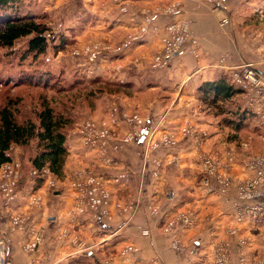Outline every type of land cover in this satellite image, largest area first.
<instances>
[{
    "label": "crops",
    "instance_id": "0c3cea01",
    "mask_svg": "<svg viewBox=\"0 0 264 264\" xmlns=\"http://www.w3.org/2000/svg\"><path fill=\"white\" fill-rule=\"evenodd\" d=\"M126 1L139 13L142 6L177 5L176 13L158 12L154 22L161 34L168 33L164 28L167 22L177 19L189 22L191 35L196 37L197 43L194 46L187 43L164 68L178 67V73L186 71L185 74L191 75L180 78L179 81H183L180 92L156 99L154 115L142 128L141 136L129 145L121 149L115 147L117 139L129 130L124 115L131 112L122 109L123 106L112 112L116 123L111 121L112 114L106 118L110 117L109 126H119L120 133L105 149H87L76 137L78 135H74L63 173L57 176L60 187L51 190L46 183L39 182L41 206L27 210V201L21 194L9 210L0 212V232L10 237V258L14 264H238L241 254H245L246 264H257L264 258V219L247 215L243 221H237L236 211L242 205L264 204V162L251 166L254 159L264 157V110L258 109L264 100L253 96L255 103L252 105L250 95L232 77L241 91L233 97L238 103L231 108L246 110L249 117L238 130L226 126L231 134L229 139L223 140L214 136L203 122L199 123L203 111L189 89L193 86L194 90L206 79H216L222 72L233 76L234 71L242 70L248 56L247 48L243 39L238 40V33L231 25L232 8H221L218 5L221 3L214 0ZM121 15L117 19L125 17ZM224 18L228 22L219 23V19L222 22ZM157 32L145 35L134 47L154 49L160 46ZM255 69L264 75L263 66L258 64ZM187 128L194 134L185 135ZM149 133L152 139L160 138L161 133L176 139L172 149L163 151L161 174L157 179L154 178V165L145 167L142 156L144 140ZM195 134L203 135V140L199 141ZM245 142L248 147L244 146ZM152 152L154 156L156 151ZM201 152L223 163L229 153L233 154L228 171L231 186L226 193L209 192L203 185ZM104 157L111 161L107 162ZM85 168L100 177L111 190L115 203L110 205L109 217H103L100 211L87 210L82 215L75 211L80 204V194L70 180L75 181L77 172ZM244 180H259L250 198H242L238 193L237 186ZM169 191L174 192L172 197L168 196ZM27 193L25 190L24 194ZM129 202H134V211L125 210ZM189 210L195 212L193 222L183 224L179 221L175 230L166 229L174 216ZM13 212L32 214L35 221L16 226L11 222ZM31 228L39 230L43 238L39 247L32 251L23 247ZM75 235L81 240L78 245L72 239ZM127 246L132 248L127 251Z\"/></svg>",
    "mask_w": 264,
    "mask_h": 264
},
{
    "label": "rangeland",
    "instance_id": "374dc122",
    "mask_svg": "<svg viewBox=\"0 0 264 264\" xmlns=\"http://www.w3.org/2000/svg\"><path fill=\"white\" fill-rule=\"evenodd\" d=\"M214 1L220 2L221 4L218 5L226 10L232 8L231 25L238 33V40L243 39L245 49L247 48L248 56L241 66L242 71L248 67L255 69L258 64L264 68V0ZM20 4L21 12L27 11L29 14L41 16V20L46 22L50 28L46 32L49 45L44 53L28 54L27 44L31 37L28 36L18 39L10 48L0 47V107L9 104L16 108V116L20 121H37V112L44 103H49L56 112L63 114L71 124L74 123L68 130L66 140L68 155L74 135H78L76 137L85 148L100 149L99 143L94 147L87 146L84 137L78 132V126L87 120L94 121L100 128H106L104 129L107 132L106 145L116 140L120 133L117 130L119 126H109L110 117L107 120L106 118L112 112H117L121 106L131 113L124 115V122L127 123L129 130L117 139V144L122 142L123 146L129 145L139 137L138 132L154 115L156 99L165 94L180 92L183 88L181 86L183 81H179L180 78L191 75L185 74L186 71H183V74L178 73L177 66V68L174 66L170 69L164 68L175 57L160 67L152 65L154 56L163 47V39L170 34L168 26L173 22L185 24L190 40H197L191 35L189 22L186 20L177 19L165 23L167 34H161L159 31L160 28L155 24L154 17L158 12L166 15L174 14L166 11L169 6L178 9L176 4H167V7L162 4L159 7L156 4L158 6L155 5V8L142 6L139 8L140 13L134 6L132 10L126 0H22ZM214 8L218 10V7ZM146 9L150 11L147 12ZM121 13L125 17L117 19L122 17ZM220 19L219 23H222ZM143 27H146V30L143 31ZM151 32H157L160 46H155L154 49L151 46L134 47ZM121 46V51L116 52ZM229 76L233 77L231 74ZM199 85L194 90H192L193 86L189 88L195 94V100L203 111L199 123L203 122L207 125L211 132H214V136H219L223 140L229 139L231 131L229 133V129L226 128L224 116L228 117L227 110L238 103L237 98L233 99L229 107L225 105L224 115L216 114L217 109L208 108V103L198 97ZM189 89L188 93H190ZM134 115H137V119L132 122L130 119ZM115 118L112 114L113 123H116ZM161 134L163 137L166 136ZM161 136L153 140L149 133L144 140L142 153L144 166L154 165L156 179L161 174L159 169L163 151L176 144V142L172 145L161 143L163 139ZM37 150V139H32L26 145L13 144L10 149L12 159L21 162L17 197L23 194L22 199L27 201V210L32 207L33 193L39 195L37 181L46 183L51 190H57L61 183L53 173L33 172L30 160ZM153 150L156 151L154 156ZM158 151L161 156L158 155ZM173 155L172 157H175V154ZM176 162L178 163V160ZM88 169L77 172L75 181L70 180L71 185L73 184V187L80 192H78L80 204H77L78 208L75 211L79 213L78 215H82L87 210L100 211L103 217H109L110 205L115 201L110 188L100 177L97 176V179L102 181L103 188L108 191V201L97 208H91L82 196L78 183L83 181L86 173L81 176L79 173ZM25 190L28 191L27 195L24 194ZM16 199L9 204V208ZM41 203L38 206H41ZM0 204H2L1 196ZM132 205L133 202H129L125 210L134 211ZM67 231L63 233L67 234ZM2 235L3 232H0V236ZM72 239L77 245L81 242L77 235ZM127 248L129 251L132 247L127 246L125 249Z\"/></svg>",
    "mask_w": 264,
    "mask_h": 264
},
{
    "label": "built area",
    "instance_id": "2783aa9c",
    "mask_svg": "<svg viewBox=\"0 0 264 264\" xmlns=\"http://www.w3.org/2000/svg\"><path fill=\"white\" fill-rule=\"evenodd\" d=\"M125 7H123L124 9ZM147 12L150 9H146ZM177 10L174 6H169L166 12L175 13ZM228 22L227 18L222 19V23L226 24ZM182 23H172L168 26L170 29V34L163 39L162 49L154 56L152 65L153 67H160L168 62H170L174 57H176L183 49L186 44L190 41L193 44L197 43V40H190L188 34L187 26ZM142 30H146V27H143ZM139 37V36H137ZM122 46L116 50L120 52ZM96 55L95 53H93ZM234 81L244 89L251 97L250 103L253 105L255 103L253 96H258L260 100H264V76L258 73L253 67L245 68L244 71L236 70L233 73ZM261 105L258 109L264 110V101H261ZM137 119V115H134L130 120L132 122ZM106 128H100L92 120H87L78 126V132L84 137L87 146L94 147L96 143L100 144V149H105L107 142V132L104 130ZM143 129L138 133L141 135ZM109 133V130H108ZM185 135L194 134L190 128L184 130ZM194 137L202 141L204 136L195 134ZM160 141L165 144H174L176 139L173 135L166 134L162 137ZM244 146H247L248 143H243ZM158 145V144H157ZM123 143L120 142L116 145V148H121ZM11 149V148H10ZM104 151V150H103ZM10 154V150L8 151ZM200 159L204 164V171L202 177V183L209 192L219 191L221 193H226L231 186V178L228 175L229 168L234 159L233 154L229 153L227 156L226 162H220L217 158L210 156L206 152H201L199 154ZM105 160L111 161L108 157H104ZM176 161V160H175ZM264 162V157L254 159L251 166L260 165ZM21 162L11 159V161L4 163L0 166V196L2 199V204H0V212L2 210L6 211L10 206L9 204L13 202L17 195L18 183L21 178L20 168ZM35 174L38 173V170L33 171ZM39 173H51L49 169L45 168ZM85 175V178L82 179V182L78 183V186L81 189L82 196L86 200L88 207L97 208L101 204H105L108 200L109 194L102 186V181L97 179V175L91 170H84L82 173H79V176ZM259 182V180H244L239 182L237 189L240 197L250 198L252 197V188ZM174 192L171 191L169 196H173ZM41 196L36 193H33L32 196V207L38 206L41 203ZM134 205V202H133ZM132 205V207H133ZM247 215H250L251 218L255 219H264V204L261 205H242L237 208L236 211V220L243 221ZM195 218V212L189 210L186 213H180L175 216L167 224V230H175L177 228V223L181 221L183 224H189ZM34 218L32 214H27L24 212H15L11 214V222L16 226H24L27 222L34 223ZM234 232V230H233ZM42 241V235L39 230L34 228L30 229L29 234L26 236L23 242V247L26 250H35ZM244 242V239L240 240ZM10 237L6 233H3L0 236V264H13L11 258L9 257L10 252ZM245 254H241L238 264H246ZM221 264V262H218ZM257 264H264V258L261 259Z\"/></svg>",
    "mask_w": 264,
    "mask_h": 264
},
{
    "label": "trees",
    "instance_id": "16d2710c",
    "mask_svg": "<svg viewBox=\"0 0 264 264\" xmlns=\"http://www.w3.org/2000/svg\"><path fill=\"white\" fill-rule=\"evenodd\" d=\"M21 1L0 0V47L10 48L18 39L31 36L27 53H44L49 45L46 32L50 28L41 20V16L21 12ZM198 91V97L208 103V108L214 107L216 114L224 115L225 105L229 107L241 89L235 86L227 73H221L216 79L203 81ZM15 109L9 104L0 107V166L11 161L8 151L13 144L26 145L32 139H37L38 150L30 160L32 168L39 172L47 168L54 175L61 176L68 157V130L74 123L71 124L47 102L37 112V121H20ZM227 114L228 117L224 116L226 126H232L235 130L242 128L249 117L246 110L231 107Z\"/></svg>",
    "mask_w": 264,
    "mask_h": 264
},
{
    "label": "bare ground",
    "instance_id": "6f19581e",
    "mask_svg": "<svg viewBox=\"0 0 264 264\" xmlns=\"http://www.w3.org/2000/svg\"><path fill=\"white\" fill-rule=\"evenodd\" d=\"M130 174V173H129Z\"/></svg>",
    "mask_w": 264,
    "mask_h": 264
}]
</instances>
